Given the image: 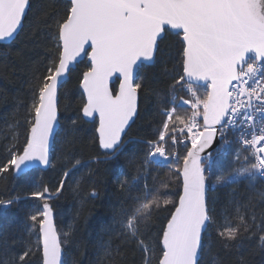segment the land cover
<instances>
[{"label": "snow or ice", "instance_id": "obj_1", "mask_svg": "<svg viewBox=\"0 0 264 264\" xmlns=\"http://www.w3.org/2000/svg\"><path fill=\"white\" fill-rule=\"evenodd\" d=\"M32 12L31 0H0V43L14 41L26 22L49 42L27 101L18 102L23 123L9 126L0 179L53 167L63 131L60 171L51 185L0 198L5 209L21 198L39 202L25 216L27 240L0 234V264H66L78 241L71 225L57 229L54 201L69 188L80 194L82 170L124 155L146 91L158 97V128L128 160L135 175L116 177L120 196L98 264H127L128 253L140 264H203L213 252V264L233 256L247 264L246 241L264 248V191L256 188L264 185V0H46ZM169 35L176 38L170 68L160 59ZM82 63L80 105L63 129L61 108L71 107L64 88ZM145 68L159 69L163 90L148 86ZM86 123L97 149L87 161L77 147ZM161 168L166 179L152 175ZM217 186L232 189L220 209L209 196Z\"/></svg>", "mask_w": 264, "mask_h": 264}, {"label": "trees", "instance_id": "obj_2", "mask_svg": "<svg viewBox=\"0 0 264 264\" xmlns=\"http://www.w3.org/2000/svg\"><path fill=\"white\" fill-rule=\"evenodd\" d=\"M33 12L36 13L46 0H31ZM51 11V9H48ZM44 29L31 28L25 23V28L18 37L9 44H0V161L6 158L7 153L3 151V144L7 139H11L10 125H16L17 121L23 123L24 111L18 107L19 101H27L33 76L38 70H42L43 62L49 54V42L41 32ZM162 52L160 59L167 62L168 67H172L174 61L170 57L175 56L176 38L169 35L164 44L161 45ZM86 63V61H85ZM84 64H80L73 73L71 82L68 83L64 92L71 97V107L62 106V128H70V119L75 116V111L80 105L79 89L77 88V75L83 71ZM159 69L145 68L140 75L147 77L146 83L150 88L163 90L165 85L154 77ZM182 94V93H181ZM158 97L151 91H146L139 100V118L131 125L127 135L124 137L126 144L124 155L119 159H108L103 164H96L91 169H84L75 177L80 181L81 192L79 195L73 193L71 188L66 191L61 198L54 201L55 212L54 221L59 231H66L71 225L74 235L78 241L76 246L68 248L65 254L66 264H98L100 257L99 245L103 240L108 239L107 229L112 224L113 208L119 200L116 177L121 173L128 176L135 175L129 166L128 160L133 155L139 156L144 151V142L152 138L158 128L156 116V106ZM68 104V100L62 102ZM82 131L77 136L80 143L77 145L79 154L84 160H90L96 154V145L90 141L94 134V126L91 123L81 125ZM21 142L23 140L22 129ZM63 131L57 138L54 153V166L44 170L33 169L21 175H7V179H0V198L7 199L10 196L23 197L32 190H38L43 185L53 184L59 177L60 159L62 152ZM153 177L166 179L164 169H152ZM151 183V180L149 181ZM247 188V181H242L238 188L239 192H244ZM257 191H264V185L257 183ZM95 190L96 198H89L87 193ZM175 191V189H173ZM232 189L228 186H217L216 190L210 191V200L213 206L220 209L230 198ZM37 201L21 198L18 203L10 208H0V234L28 239V235L23 231L26 213L34 211L38 206ZM259 205V201H257ZM257 212L261 211L257 206ZM164 214L160 220H163ZM156 222L152 231L159 228ZM35 244V237L32 238ZM17 250H19L17 248ZM215 253L205 255L203 264H213ZM243 257L247 264H264V248L258 242L246 241L243 250ZM238 257L233 256L227 264H237ZM127 264H140L139 254L128 253Z\"/></svg>", "mask_w": 264, "mask_h": 264}, {"label": "water", "instance_id": "obj_3", "mask_svg": "<svg viewBox=\"0 0 264 264\" xmlns=\"http://www.w3.org/2000/svg\"><path fill=\"white\" fill-rule=\"evenodd\" d=\"M12 41H8V42H4V43H0V44H9V43H11ZM128 132V131H127ZM33 169H41V170H44V169H47V168H42V167H40V166H33V167H30V168H28L26 171H23V172H21L20 174H18V175H21V174H25V173H27V172H29L30 170H33ZM54 223H55V221H54Z\"/></svg>", "mask_w": 264, "mask_h": 264}]
</instances>
